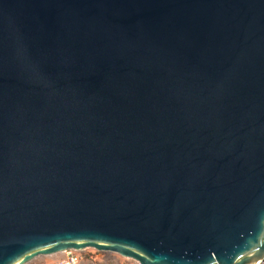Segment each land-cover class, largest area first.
<instances>
[{
	"label": "water",
	"instance_id": "obj_1",
	"mask_svg": "<svg viewBox=\"0 0 264 264\" xmlns=\"http://www.w3.org/2000/svg\"><path fill=\"white\" fill-rule=\"evenodd\" d=\"M264 257V0H0V264Z\"/></svg>",
	"mask_w": 264,
	"mask_h": 264
},
{
	"label": "rangeland",
	"instance_id": "obj_2",
	"mask_svg": "<svg viewBox=\"0 0 264 264\" xmlns=\"http://www.w3.org/2000/svg\"><path fill=\"white\" fill-rule=\"evenodd\" d=\"M71 253V254H70ZM130 264L131 261L113 252L98 251L94 248L69 250L48 256H38L27 264ZM74 264V263H73Z\"/></svg>",
	"mask_w": 264,
	"mask_h": 264
},
{
	"label": "built area",
	"instance_id": "obj_3",
	"mask_svg": "<svg viewBox=\"0 0 264 264\" xmlns=\"http://www.w3.org/2000/svg\"><path fill=\"white\" fill-rule=\"evenodd\" d=\"M71 254V253H70ZM130 261H131V263L130 264H141L139 261H137V260H134V259H129ZM75 264V261H73L72 262V264ZM257 264H264V257H263V259L262 260H260Z\"/></svg>",
	"mask_w": 264,
	"mask_h": 264
},
{
	"label": "bare ground",
	"instance_id": "obj_4",
	"mask_svg": "<svg viewBox=\"0 0 264 264\" xmlns=\"http://www.w3.org/2000/svg\"><path fill=\"white\" fill-rule=\"evenodd\" d=\"M62 253H64V252H62Z\"/></svg>",
	"mask_w": 264,
	"mask_h": 264
}]
</instances>
